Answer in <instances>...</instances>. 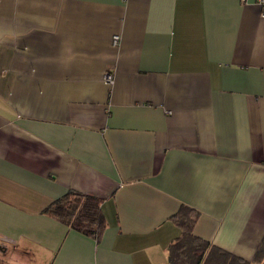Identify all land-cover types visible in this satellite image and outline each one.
<instances>
[{
	"label": "crops",
	"instance_id": "crops-1",
	"mask_svg": "<svg viewBox=\"0 0 264 264\" xmlns=\"http://www.w3.org/2000/svg\"><path fill=\"white\" fill-rule=\"evenodd\" d=\"M263 10L0 0V252L15 264L163 262L185 205L195 235L252 260L264 234ZM70 189L100 199L98 239L44 211Z\"/></svg>",
	"mask_w": 264,
	"mask_h": 264
},
{
	"label": "trees",
	"instance_id": "trees-1",
	"mask_svg": "<svg viewBox=\"0 0 264 264\" xmlns=\"http://www.w3.org/2000/svg\"><path fill=\"white\" fill-rule=\"evenodd\" d=\"M44 211L67 226L96 239L106 226L100 199L72 189L49 203ZM197 216L196 209L183 205L170 217L179 227L180 233L168 245L167 260L153 264H264V234L252 260H248L195 235L193 226ZM0 264L11 263L0 260Z\"/></svg>",
	"mask_w": 264,
	"mask_h": 264
},
{
	"label": "built area",
	"instance_id": "built-area-1",
	"mask_svg": "<svg viewBox=\"0 0 264 264\" xmlns=\"http://www.w3.org/2000/svg\"><path fill=\"white\" fill-rule=\"evenodd\" d=\"M256 1L259 4H264V0H256ZM263 14H264V10H263ZM116 39H117V36L114 37V40H116ZM104 78H105V81L111 82L113 77H112V74L110 72H107L105 74V77Z\"/></svg>",
	"mask_w": 264,
	"mask_h": 264
},
{
	"label": "rangeland",
	"instance_id": "rangeland-1",
	"mask_svg": "<svg viewBox=\"0 0 264 264\" xmlns=\"http://www.w3.org/2000/svg\"><path fill=\"white\" fill-rule=\"evenodd\" d=\"M0 260H2L3 262H5V263H11V264H15V263H13V262H11L10 260H8V254L6 253V254H2L1 252H0ZM251 264H258V263H256V262H251Z\"/></svg>",
	"mask_w": 264,
	"mask_h": 264
}]
</instances>
